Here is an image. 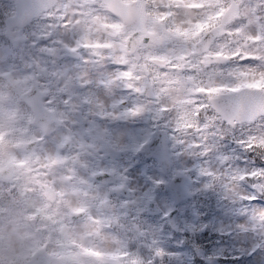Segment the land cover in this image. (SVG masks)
Wrapping results in <instances>:
<instances>
[{
  "label": "clouds",
  "instance_id": "9594fccd",
  "mask_svg": "<svg viewBox=\"0 0 264 264\" xmlns=\"http://www.w3.org/2000/svg\"><path fill=\"white\" fill-rule=\"evenodd\" d=\"M0 264H264V0H0Z\"/></svg>",
  "mask_w": 264,
  "mask_h": 264
}]
</instances>
